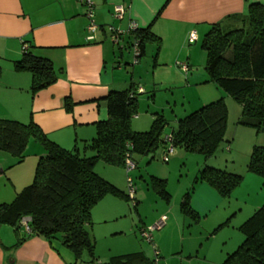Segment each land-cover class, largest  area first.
Here are the masks:
<instances>
[{
  "label": "crops",
  "instance_id": "0c3cea01",
  "mask_svg": "<svg viewBox=\"0 0 264 264\" xmlns=\"http://www.w3.org/2000/svg\"><path fill=\"white\" fill-rule=\"evenodd\" d=\"M91 1L92 21L96 26L94 31L89 30L92 22L86 16L87 5L84 0H0V60L7 64L5 68L0 65L2 70L0 118L22 123L32 120L48 139L65 149H72L76 144L81 146L83 141L91 140L95 136L96 124L108 117L105 98L109 92L125 90L130 84H133L135 90H144L133 81L128 85L123 56L121 54L118 59L113 50L114 42L111 37L113 29L124 31L120 44L131 48L134 35L128 32L130 22L137 23L140 29H145L160 12L152 23L151 31L171 52L177 46L183 48L191 30H195L198 35L205 34L211 24L220 22L226 28L238 27L240 18L247 14L249 3L264 4V0ZM117 5H122L125 9L121 19L113 15ZM238 16L240 18H237ZM23 43L28 45V50L34 55L52 61L56 71H61L55 83L33 97L30 92V74L17 72L13 68V62L22 57ZM146 49L147 45L144 55ZM162 53L161 47L158 58ZM159 64L162 63L157 60L156 67ZM187 66L190 68V64ZM66 99L73 104L71 111L66 110ZM151 121L150 118L136 116L132 121V128L135 131H146ZM168 134L164 132V135ZM163 153L164 151L161 154L158 150L155 158L151 160L150 155L137 156L134 161L135 169L142 168V171L140 170L142 180L150 181L154 177L166 180L167 186L170 184L174 157L164 163L161 159ZM99 174L102 177L107 174L105 179L127 193L128 186L123 178L125 174L123 169L109 166ZM249 177H252L254 183L261 182L257 176ZM29 181V176L28 178L26 176L22 185H18V181L13 182L12 193L20 192L29 185L27 183ZM244 181L245 177L242 183ZM140 200L136 199V205ZM262 202L264 192L254 198L248 213L243 212L242 207L234 209L230 205L226 208L225 199L213 187L204 182L197 183L190 199L191 208L200 217L196 226L194 225L200 230L195 234L193 222L182 213L168 218L162 212L155 214L150 221L148 218H144V221L140 218L138 221L141 223L136 225L134 221L129 225L123 222L129 210L127 202L107 195L92 208L91 213L96 261L104 264L113 257L132 253H142L150 259L147 256L149 247L141 243L139 240L141 236L136 235L134 226L139 232L141 227L153 226L163 216H166V221L157 234L158 245L154 243L153 247L158 251L159 258L164 259L166 254L179 253V257L176 258L181 264L193 262V248L197 247V242L194 241L202 240L203 236L207 240L211 234L214 235L223 228L216 231L219 225L229 219L228 225L224 226L228 232L219 234L221 241L218 242L217 253L223 258L235 251L243 242L238 228ZM136 211L138 213V210ZM99 225L102 228L101 232ZM127 233H130L129 237H126ZM27 235L28 232L23 226L15 231L13 227L0 225V264H72L74 257L70 250L62 244L55 243H53L55 248H52L50 243L40 236L28 237L16 245ZM107 237L124 238L110 246L109 250L101 252L98 248L100 241ZM152 237L154 240V235ZM165 237L170 238L167 243L163 240ZM196 252L198 254V250ZM204 260L211 264H223L225 259H218L216 262L206 258Z\"/></svg>",
  "mask_w": 264,
  "mask_h": 264
},
{
  "label": "trees",
  "instance_id": "16d2710c",
  "mask_svg": "<svg viewBox=\"0 0 264 264\" xmlns=\"http://www.w3.org/2000/svg\"><path fill=\"white\" fill-rule=\"evenodd\" d=\"M152 23L145 29L130 32L134 35L133 42L139 43L140 57L149 43L161 44V39L151 31ZM202 48L207 53L208 81L217 84L241 105L239 123L258 132L264 131V4L249 3L238 27L226 28L221 22L211 24L203 37ZM157 55L158 52L155 60ZM13 68L30 74L32 97L55 83L61 73L56 71L52 61L30 52L26 43L22 44V57L13 62ZM1 73L0 67V76ZM137 95L133 84L125 90L109 92L105 98L107 119L96 124L91 140L83 141L81 146L76 144L72 149L48 139L32 120L22 123L0 118V150L21 161L31 140L43 147L32 182L10 203L0 204V225H8L15 231L21 226L28 227V235L16 245L28 237L40 236L55 248L53 243L59 235L61 244L72 252L74 264H103L96 261L95 240L91 234L92 208L107 195L126 202L132 199L128 191H122L102 177L95 170L96 165L102 162L125 169L127 156L135 161V156L150 155L151 160L159 149L165 152L167 148L164 141L167 121L162 114L154 113L148 130H133L132 119L138 113ZM72 105L66 99L67 111L72 110ZM227 116L223 98L191 112L179 119L170 132L173 147L212 157L220 144L227 141ZM247 171L264 179V146L252 149ZM242 181V175L206 166L199 171L194 183H207L226 199ZM149 185L156 195L170 202L166 180L153 177ZM193 190L194 187L183 195L180 211L198 222L200 217L190 206ZM132 201L136 206L135 195ZM228 223L229 219L216 231ZM143 228L146 226L139 229V234ZM238 229L244 236L243 242L227 255L223 264H264V204ZM85 254L88 261L83 260ZM104 264H154V259L132 253L113 257Z\"/></svg>",
  "mask_w": 264,
  "mask_h": 264
},
{
  "label": "rangeland",
  "instance_id": "374dc122",
  "mask_svg": "<svg viewBox=\"0 0 264 264\" xmlns=\"http://www.w3.org/2000/svg\"><path fill=\"white\" fill-rule=\"evenodd\" d=\"M193 33L195 39L190 40L189 38ZM204 35V33L198 35L195 30H191L183 48L180 49L179 46H177L173 51L171 50V52L162 42L159 45L156 43H149L147 45L146 54L140 57L137 64L133 63V51L131 48L124 47L121 49L120 47L122 44L113 45L116 57L120 59L121 54L123 56L122 61L124 67L127 69L128 85L133 81L136 85H141L144 88L142 91L138 90V113L133 117L132 121L135 120L136 116L150 118L152 120L154 113H159L162 114L167 121L164 132L170 133L172 129L176 127L179 119L184 118L191 112L213 101L223 98L228 109L225 137L227 141L220 144L212 157L207 158L201 153L186 152L184 149L178 147H175L173 153L169 154V159L174 157L173 164L171 165L170 184L167 186V191L171 195L170 203H167L156 195L149 185V181L140 178V170L142 171V168L131 170L129 174L126 173V169H123V171H125L123 178L125 179L126 186L127 176L129 175L137 188L135 197L136 199H141L136 206H134L132 200L127 202L129 210L123 222L129 223V225L130 223L133 224L134 221L136 225L141 223L138 221L140 218L142 221H144V218H148V221H150L155 214H160L162 212H164L168 218H171L174 214H181L180 205L183 195L191 191L195 186V178L199 171L206 166L216 167L230 173L242 175L243 178L245 177L244 183H242V181L240 185L232 191L230 197L225 199L224 207L226 208L230 205L234 209L242 207L243 212L247 211L248 213L250 204L254 198H257L261 192H264V179L247 171V163L252 149L255 146H264V131L258 132L253 127L241 125L239 123L242 115L241 105L217 84L208 81L209 77L206 70L207 53L205 49L202 48ZM161 47L163 53L160 58H158L159 55H157L155 60L157 52L159 53L158 49ZM168 52H170V54ZM157 60L162 64L156 67ZM188 64H190V68L187 66ZM0 65L3 68L7 66L6 62L3 60H0ZM42 151L43 147L35 140H31L28 143L24 152L25 157L21 161H18L17 158L13 157L8 152L0 150V204L10 203L15 198L16 194L12 193L14 192L13 182L18 181V185H22L24 184L23 182L26 176L27 178L29 176L30 179L27 183L30 184L32 182L35 167ZM162 152L163 149H159V153L162 154ZM135 159H137V156H135ZM161 159L163 160V156ZM105 167L109 168L108 165L99 162L95 170L98 173H103ZM249 176L259 177L261 182L254 183V180L251 179L252 177ZM104 177H107V174H104ZM21 189L19 188V190ZM262 204H264V202H262ZM136 210H138L141 217H139ZM189 219H187V222H189ZM190 220V222H193L192 226L196 234L200 229L199 227H195L196 222L194 220ZM98 228L99 232H101V225H99ZM159 231L160 230H154L153 232L155 233H152V235H154L153 244L155 243L158 245L157 234H159ZM236 231L237 229L235 230V234ZM134 232L140 237L135 226ZM220 232L226 233L228 231L223 227L220 231L215 232L214 235L211 234L207 240H205V236H203L202 240H195L194 243L197 242V247L193 248V262L184 264H211V262H206L204 258L214 262L218 259H225L227 255L220 258V253H217L218 242L221 241ZM91 234L93 236L92 228ZM129 236L130 233H127L126 237ZM242 237L244 239L243 234ZM123 238L107 237L100 241V246L98 248H100L99 250L101 252L107 251L110 249V246L116 244ZM99 239H101V235ZM169 239L170 238L167 239V237L163 238L166 243ZM139 240L142 244L149 247L147 256L150 259H154L155 252L153 245L142 237H140ZM54 241L55 245L61 244L60 236L58 235L57 239ZM200 243H202V246H200ZM197 250L198 254L196 252ZM176 257H179V253L166 254L164 256L165 260L160 258V262L161 264H168V261L170 262L169 264H181ZM83 260H89L86 254L83 256ZM74 262L75 258L72 260V264H74Z\"/></svg>",
  "mask_w": 264,
  "mask_h": 264
},
{
  "label": "built area",
  "instance_id": "2783aa9c",
  "mask_svg": "<svg viewBox=\"0 0 264 264\" xmlns=\"http://www.w3.org/2000/svg\"><path fill=\"white\" fill-rule=\"evenodd\" d=\"M84 1L87 5L86 16L92 22L91 25L89 26V30L94 31L96 29V26L93 24V21H92L93 3L91 0H84ZM124 13H125L124 6H122V5L115 6V8H114V16L115 17L121 19L123 17ZM136 29H138V24L135 22H130L128 32L134 31ZM123 34H124V31H122L120 29H113L111 37H112V41L114 42V44H118V45L120 44V39H121ZM189 39L190 40L195 39L194 33L190 36ZM123 47L124 46L121 45L120 48L122 49ZM25 48H26V45L23 46V49H25ZM131 49L133 51V63L137 64L139 62V58H140V48H139L138 41L133 42ZM140 91H142V89H140ZM164 141L167 144V148L165 149V152L163 153V161L167 162L169 159L168 158L169 154L173 153V151H174V147L172 145V136L170 133L168 135L164 136ZM135 168H136L135 162L129 156H127L126 161H125L126 173L129 174L130 171L134 170ZM126 181H127V186H128V194H129L130 198L132 200H134V195L136 193V186L133 184V179L129 175L127 176ZM165 221H166V217L163 216L153 226H149V227L141 229L140 230V236L143 239L147 240L149 243H151L154 247L152 233L154 230H159L160 228H162V226L165 224ZM26 229L28 230V227H26ZM154 252H155L154 264H161L160 258H159V253L156 250V248H154Z\"/></svg>",
  "mask_w": 264,
  "mask_h": 264
}]
</instances>
